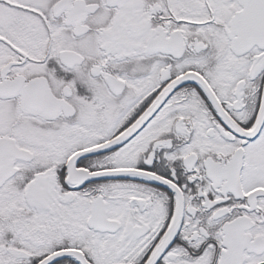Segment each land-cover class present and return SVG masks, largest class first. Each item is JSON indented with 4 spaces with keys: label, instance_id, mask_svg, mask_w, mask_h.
I'll return each mask as SVG.
<instances>
[{
    "label": "snow or ice",
    "instance_id": "6c2138e0",
    "mask_svg": "<svg viewBox=\"0 0 264 264\" xmlns=\"http://www.w3.org/2000/svg\"><path fill=\"white\" fill-rule=\"evenodd\" d=\"M0 264H264V0H0Z\"/></svg>",
    "mask_w": 264,
    "mask_h": 264
}]
</instances>
